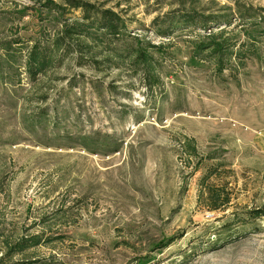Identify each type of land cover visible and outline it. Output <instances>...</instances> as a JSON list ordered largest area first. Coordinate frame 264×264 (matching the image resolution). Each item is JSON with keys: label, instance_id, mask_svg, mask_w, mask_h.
<instances>
[{"label": "rangeland", "instance_id": "1", "mask_svg": "<svg viewBox=\"0 0 264 264\" xmlns=\"http://www.w3.org/2000/svg\"><path fill=\"white\" fill-rule=\"evenodd\" d=\"M84 1L119 13L128 39L156 48L154 66L110 62L120 45L106 42L31 80L25 56L61 30L58 18L0 0L2 264H264V218L246 213L264 206V21L240 18L264 15V0ZM177 11L226 15L216 27L254 54L217 75L192 54L207 30L157 34L154 20ZM205 177L225 208L207 206ZM34 235L50 242L6 256Z\"/></svg>", "mask_w": 264, "mask_h": 264}, {"label": "trees", "instance_id": "2", "mask_svg": "<svg viewBox=\"0 0 264 264\" xmlns=\"http://www.w3.org/2000/svg\"><path fill=\"white\" fill-rule=\"evenodd\" d=\"M38 4L39 14L45 12L54 14L58 18V23L61 30L56 32L52 37L35 39L29 48L23 64L24 71L31 80L36 79L39 75L45 74L49 69L54 67L59 57L66 56L69 53H79L83 55H91L92 47L100 46L101 44L117 43L120 46H113L111 54L115 57L110 62L128 61L136 69H142L150 72L154 66L153 56L150 54L151 49H156L152 45L145 44L139 39L127 38V26L123 17L111 9H102L94 3H89L84 0H32ZM80 13L79 16L70 17L72 13ZM179 11V10H178ZM168 13L162 19H155L153 24L161 21L157 26V34L159 36H169L174 31L179 29L197 28L199 30H207L205 35L198 34L193 42V58L200 61L211 63L217 75H222L232 63L237 69L243 66L245 58L253 55V51H242V44H237L232 40L224 37V29L216 27L219 24L229 26V19L226 15L215 17L201 18L195 13ZM239 16V15H238ZM239 18V17H238ZM242 21L244 20H260L264 21V15L261 11L248 9L240 14ZM162 25V26H161ZM259 26L260 24H252ZM164 26V27H163ZM213 27L218 29L214 32ZM220 29V30H219ZM264 36V30H261ZM247 34V33H246ZM246 37L250 40L253 35L247 34ZM160 47H158L159 49ZM250 52V54H248ZM86 63L88 60L77 56ZM89 62L92 63L93 69H98L101 62H97L92 58ZM117 63V62H116ZM117 65V64H115ZM189 155L195 156L196 151L193 142L189 140L187 144ZM211 173H208V177ZM205 177L201 180V184L206 187V200L209 201L207 206H210L212 211L220 210L228 205V199L220 196L217 191L205 185L207 180ZM247 216L251 220L264 218V206L257 210L247 211ZM174 239L166 241L163 248L167 247ZM49 243V240L43 241L41 235L24 237L14 244L7 246L6 256L23 255L26 251L39 247V245ZM3 260V259H2ZM0 261V264L3 261ZM10 264H40L37 261H17Z\"/></svg>", "mask_w": 264, "mask_h": 264}]
</instances>
